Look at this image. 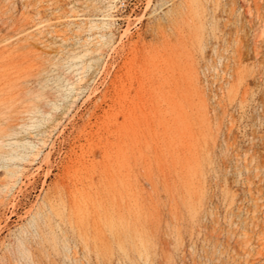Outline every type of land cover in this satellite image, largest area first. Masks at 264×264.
<instances>
[{"label": "rangeland", "instance_id": "374dc122", "mask_svg": "<svg viewBox=\"0 0 264 264\" xmlns=\"http://www.w3.org/2000/svg\"><path fill=\"white\" fill-rule=\"evenodd\" d=\"M0 264H264V0H0Z\"/></svg>", "mask_w": 264, "mask_h": 264}]
</instances>
